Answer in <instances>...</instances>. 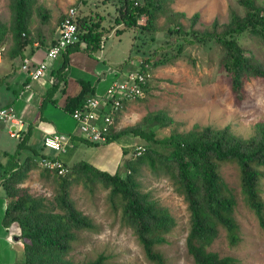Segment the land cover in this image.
Listing matches in <instances>:
<instances>
[{"label":"trees","instance_id":"obj_1","mask_svg":"<svg viewBox=\"0 0 264 264\" xmlns=\"http://www.w3.org/2000/svg\"><path fill=\"white\" fill-rule=\"evenodd\" d=\"M80 1L86 3V0ZM33 2L11 0V43L6 49L14 55H22L23 47L30 45L33 38L42 32L41 26L32 35L27 30ZM236 2L241 11L230 7L227 20L217 23L213 19L209 28L185 29L179 23L166 26V31L176 33L173 38L179 39V42L170 44L172 46L158 56L150 52L140 55L138 60L148 62L151 71L154 66L170 63L178 57H185L194 63V56L183 52V44L211 40L221 48L218 63L225 71L230 92L235 99L240 98L245 80L253 77L264 82V65L254 55L247 54L239 40L242 33L254 35L264 49V4L256 0ZM111 4L112 10H107L109 16L92 9L85 11L80 8L75 11L78 39L65 47L61 52L63 57H67L74 48L93 55L102 47L108 35H118L136 28L146 29L147 32L155 29L153 20L160 5L154 4L153 0H111ZM40 15L46 17L43 12ZM196 15L197 12H194L192 18ZM139 18L143 21H139ZM6 33L7 26L0 21V46L5 41ZM149 80L143 86L145 93ZM92 88L87 82L82 83L78 94L65 103V109L71 111L80 106L87 95L93 94ZM143 96L135 99H142ZM171 121V117L162 109H155L147 111L135 124L119 129L113 127L106 141L118 136L127 137L125 134L128 133L146 141L140 144L142 149L135 155L130 153L137 144L132 145L129 151L127 146L130 143L122 146V155L129 153L122 160L123 173L118 169L113 172L102 170L85 160L72 162L64 173L41 166L40 173L48 178L50 176L53 183L55 193L52 201H45L42 195L32 194L25 187L12 184L21 171L16 169L5 177L3 183L8 202L2 220L6 224L14 221L19 227L24 252L21 264H112L105 260L102 253L82 262H73L65 257L76 237L75 231L92 226L89 217L75 206L69 196L71 179L82 181L85 185L98 181L107 188L110 205L114 210L120 208L122 222L136 235L146 259L152 264H168L157 245L166 242V234L175 224V219L165 205L140 188L136 176L141 166L166 174L185 201L188 227L184 242L196 263L242 264L233 256L219 255L207 249L217 236L219 227L225 230L229 243L238 240V224L232 214L235 195L223 180L219 166L226 162L236 164L241 194L259 226L264 229V200L260 197L258 182V167L264 164V123L256 122L254 133L248 137L233 134L226 125L212 127L206 124L185 131L172 129L165 135H156L151 127L152 124L161 127ZM145 123L149 125L148 128L143 126Z\"/></svg>","mask_w":264,"mask_h":264},{"label":"rangeland","instance_id":"obj_2","mask_svg":"<svg viewBox=\"0 0 264 264\" xmlns=\"http://www.w3.org/2000/svg\"><path fill=\"white\" fill-rule=\"evenodd\" d=\"M160 5L153 20L155 29L136 28L125 30L118 35H108L104 39L103 50L117 54L119 61L130 53V58L137 60L140 55L153 52L157 56L164 49L176 45L179 39H174L175 32L166 31V26L179 23L183 28H209L210 22L217 23L227 20L228 10L235 7L241 11L236 0H153ZM264 4V0H256ZM29 16L27 30L32 35L39 27L50 33L65 9L72 5L85 11L98 10L109 16L107 10H112L111 0H34ZM45 13L42 17L40 13ZM197 12L195 18L192 14ZM12 17L11 0H0V21L6 24L7 33L2 43L4 50L11 43L10 23ZM142 18H139V21ZM132 35V36H131ZM134 37V39L132 38ZM133 39V40H132ZM239 40L247 54L254 55L264 65V49L256 36L242 33ZM112 43V46L109 43ZM132 42V46H131ZM172 44L171 46H169ZM183 52L194 57L191 63L185 57L170 63H162L153 67L149 85L142 99H134L128 107L122 108V120L118 128L135 124L149 110L162 109L172 121L164 126L152 124L156 135L168 134L172 129L185 131L194 126L210 125L212 127L227 126L228 130L240 137H248L254 133V125L264 123V82L259 78H249L243 84L242 96L238 99L230 92L225 71L219 67L218 58L221 48L211 40L183 44ZM122 52H119L122 50ZM130 51V52H129ZM59 56V55H58ZM61 57V55L59 56ZM125 59V58H124ZM128 60L122 64L127 65ZM121 63V62H120ZM118 74V73H115ZM121 75V74H120ZM118 76V75H117ZM116 76V77H117ZM148 128L146 123L143 125ZM124 135V134H123ZM127 137L119 136L123 142L130 143L128 151L135 144H144V138L131 133ZM118 138V137H117ZM117 138L110 139L118 140ZM80 139L85 140L80 137ZM120 155L115 169L123 173ZM259 189L264 200V164L260 165ZM29 176L30 185H25L28 192L42 195L45 201H52L55 190L52 181L44 183L36 173ZM220 174L235 195V205L232 211L238 224V240L229 243L225 230L218 229L217 236L207 249L219 255H230L242 264H264V229L261 228L253 211L247 206L240 190L239 174L236 164L221 163ZM142 191H148L150 196L165 205L175 219V224L166 234V242L157 245L168 264H198L185 247V234L188 227V210L181 194L173 187L170 178L155 172L146 166L140 167L136 176ZM69 196L75 206L87 215L91 228L76 230L75 239L65 254L73 262H82L102 253L106 261L112 264H152L146 259L142 248L132 229L120 218V208L115 210L107 198V188L100 182L93 181L85 185L82 181L72 180L68 187Z\"/></svg>","mask_w":264,"mask_h":264},{"label":"crops","instance_id":"obj_3","mask_svg":"<svg viewBox=\"0 0 264 264\" xmlns=\"http://www.w3.org/2000/svg\"><path fill=\"white\" fill-rule=\"evenodd\" d=\"M50 28L42 30L30 45H25L22 55H14L4 48L0 54V108L12 110L20 118L15 124L0 118V264H21L24 259L18 225L14 221L6 224L2 220L8 202L3 183L5 177L17 169L21 173L12 184L28 186L29 176L37 170L38 179L50 183L51 177L40 173L38 162L35 165L40 155L57 156L68 165L76 160H85L95 167L113 172L122 146L129 144L119 136L118 140L103 143L80 139L76 121L64 105L78 94L84 82L93 87V94H103L108 83L118 75L115 73L133 67L136 60L128 53L123 57L128 64H122L123 60L119 61L113 50L111 53L103 50L104 41L103 47L93 55L74 48L67 57H63L62 53L58 54L61 57H45V49L56 35V25L51 33ZM109 45L112 46V43ZM25 57L28 60L23 68L21 65ZM40 60L44 61L45 67L39 76L32 78L30 71ZM131 101L127 100L123 107H128ZM121 120L119 112L112 126L118 128ZM51 132H64L69 137L68 143L59 152L41 144L42 136ZM23 164V169H20Z\"/></svg>","mask_w":264,"mask_h":264},{"label":"built area","instance_id":"obj_4","mask_svg":"<svg viewBox=\"0 0 264 264\" xmlns=\"http://www.w3.org/2000/svg\"><path fill=\"white\" fill-rule=\"evenodd\" d=\"M76 8L68 6L56 23V35L45 49V57H55L65 47L78 39L76 23L74 21ZM23 34V32H22ZM3 46H0V54ZM27 57L23 58L22 67L27 64ZM45 67L40 60L30 71V76H39ZM121 74V75H120ZM152 76L151 67L146 61L136 60L133 67L119 70L118 76L108 83L103 94H90L84 98L83 103L69 111L76 121L79 136L91 142H104L111 130L117 113L121 110L124 101L132 100L144 95V84ZM0 118L11 123H18L20 118L5 107L0 108ZM69 137L64 132L45 133L41 138L43 147L60 151L68 143ZM142 149L140 144L135 145L130 154H138ZM40 166L54 169L57 173L67 171L68 164L57 156L40 155L37 157Z\"/></svg>","mask_w":264,"mask_h":264},{"label":"clouds","instance_id":"obj_5","mask_svg":"<svg viewBox=\"0 0 264 264\" xmlns=\"http://www.w3.org/2000/svg\"><path fill=\"white\" fill-rule=\"evenodd\" d=\"M122 107H123V106H122ZM119 112H120V111H119ZM119 112H118V113H119ZM118 113H117V114H118ZM116 116H117V115H116ZM113 123H114V122H113ZM112 128H113V126L111 127V129H112ZM110 131H112V130H110ZM87 141H88V140H87ZM105 141H106V140H105ZM105 141H104V142H105ZM90 142H91V141H90ZM93 143H103V142H93Z\"/></svg>","mask_w":264,"mask_h":264}]
</instances>
